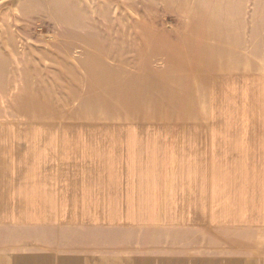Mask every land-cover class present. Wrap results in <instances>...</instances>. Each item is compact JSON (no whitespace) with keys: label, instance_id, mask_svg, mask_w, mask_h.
I'll use <instances>...</instances> for the list:
<instances>
[{"label":"crops","instance_id":"0c3cea01","mask_svg":"<svg viewBox=\"0 0 264 264\" xmlns=\"http://www.w3.org/2000/svg\"><path fill=\"white\" fill-rule=\"evenodd\" d=\"M226 3L173 71L178 123L37 122L0 43V264H264V124L201 123V82L264 102V0Z\"/></svg>","mask_w":264,"mask_h":264},{"label":"rangeland","instance_id":"374dc122","mask_svg":"<svg viewBox=\"0 0 264 264\" xmlns=\"http://www.w3.org/2000/svg\"><path fill=\"white\" fill-rule=\"evenodd\" d=\"M226 2L1 0L0 43L9 51L5 60L16 66L4 70V77L20 74L25 83L8 80L11 84L0 88L17 91L19 83L25 89L21 92L33 94L37 122L42 123H178L177 92L187 94L189 86L173 71L182 66V52L196 48V41L219 39L227 23L238 24L214 19L226 12ZM110 66L119 69L111 71ZM155 68L158 74H150ZM141 73L160 81L142 79ZM199 87L200 110L209 114L201 123L264 124V102L246 103L239 87L218 86L214 96L206 82ZM18 103L22 108L23 101Z\"/></svg>","mask_w":264,"mask_h":264}]
</instances>
